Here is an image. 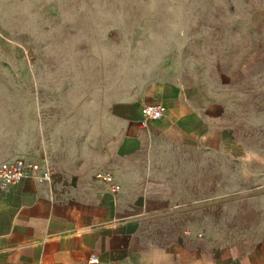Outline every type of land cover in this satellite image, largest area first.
<instances>
[{"label":"rangeland","instance_id":"374dc122","mask_svg":"<svg viewBox=\"0 0 264 264\" xmlns=\"http://www.w3.org/2000/svg\"><path fill=\"white\" fill-rule=\"evenodd\" d=\"M156 83L194 87L226 127L211 142H243V163L214 161L228 188L264 187V0H0V163L75 165L122 132L110 106ZM246 209L214 210L206 234L251 230Z\"/></svg>","mask_w":264,"mask_h":264},{"label":"crops","instance_id":"0c3cea01","mask_svg":"<svg viewBox=\"0 0 264 264\" xmlns=\"http://www.w3.org/2000/svg\"><path fill=\"white\" fill-rule=\"evenodd\" d=\"M197 97L194 87L156 83L146 101L164 113L147 126L140 101L113 103L115 142H81L75 165L46 160L49 180L0 189V264H87L91 254L101 264H264V187L228 188L214 173L216 160L243 163L244 145L211 142L226 127ZM106 171L120 185L114 194L97 176ZM232 177L242 184L244 170ZM250 200L251 230L218 241L206 234L214 210L225 223Z\"/></svg>","mask_w":264,"mask_h":264},{"label":"built area","instance_id":"2783aa9c","mask_svg":"<svg viewBox=\"0 0 264 264\" xmlns=\"http://www.w3.org/2000/svg\"><path fill=\"white\" fill-rule=\"evenodd\" d=\"M163 113L164 108L159 101H145L141 105V124L147 126L150 122L161 119ZM52 172V169L42 160L24 158L6 160L0 163V189L6 190L26 178L44 182L50 179ZM66 176V173H60L62 179H65ZM97 176L106 185L109 193L114 194L120 189V185L116 182L112 173L106 171ZM190 234L191 232H187V235ZM196 236L201 237L202 233H197ZM87 264L101 263L97 255L91 254ZM105 264L116 263L108 262Z\"/></svg>","mask_w":264,"mask_h":264}]
</instances>
